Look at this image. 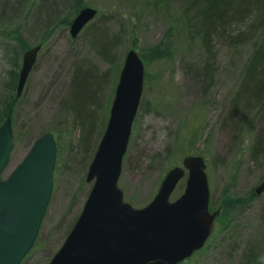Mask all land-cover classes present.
Segmentation results:
<instances>
[{
    "label": "rangeland",
    "instance_id": "rangeland-1",
    "mask_svg": "<svg viewBox=\"0 0 264 264\" xmlns=\"http://www.w3.org/2000/svg\"><path fill=\"white\" fill-rule=\"evenodd\" d=\"M83 7L97 10V15L73 39L69 25ZM35 11L27 22L17 21L11 27L17 29L21 23L23 29ZM193 14L183 0H73L51 25L45 41L47 27L26 41L30 46L42 42V48L14 103V148L2 177L21 163L42 134L54 135L58 151L52 196L35 245L22 264H47L79 215L91 187L85 181L87 168L130 49L144 60L147 80L118 180L124 200L136 208L145 206L170 168L180 165L186 155L201 156L215 227L205 246L182 264H264V191L255 195L264 182V155L253 161L250 154L263 119L254 106L239 119L229 118L233 95L260 30L236 46L215 41L206 52L188 25ZM247 24L238 25L233 33L246 30ZM98 43L107 45L104 54ZM159 50L165 60H156ZM208 65L211 79L206 77ZM78 69V80L88 75L86 88L95 96L92 104L78 103L72 81ZM16 73V67L0 57V77L11 82ZM184 186L185 177L171 200L180 196Z\"/></svg>",
    "mask_w": 264,
    "mask_h": 264
},
{
    "label": "water",
    "instance_id": "water-1",
    "mask_svg": "<svg viewBox=\"0 0 264 264\" xmlns=\"http://www.w3.org/2000/svg\"><path fill=\"white\" fill-rule=\"evenodd\" d=\"M96 14L82 8L70 24L75 38ZM40 46L23 54L17 96L22 92ZM144 65L134 50L125 56L109 119L88 167L91 190L72 229L48 264H177L200 249L213 229L208 211L205 163L188 156L170 169L154 199L135 209L123 202L117 183L143 88ZM13 148L11 119L0 128V264H19L33 246L53 187L56 146L41 136L19 166L4 180ZM187 170L183 194H170ZM264 183L256 189L260 194Z\"/></svg>",
    "mask_w": 264,
    "mask_h": 264
},
{
    "label": "trees",
    "instance_id": "trees-1",
    "mask_svg": "<svg viewBox=\"0 0 264 264\" xmlns=\"http://www.w3.org/2000/svg\"><path fill=\"white\" fill-rule=\"evenodd\" d=\"M32 1L30 4L31 0H0V57L7 65L11 64L17 69L16 78L11 82H7L0 77V127L5 118L12 116L13 113L16 100L15 89L21 64L20 51L30 47L26 41L32 38V35L42 33V31L44 33V29L47 27V31L43 34L44 37L42 39L45 41L52 32L51 25L56 22L57 17L67 9L69 3L73 0ZM178 1L181 2L182 0ZM183 1L192 14L197 10L192 15L193 20L188 25L192 34L198 39L206 52L211 51L215 41L222 40L230 46H236L244 43L252 31L260 30L259 35L255 37V39H258L255 42L253 54L243 68L240 85L233 95L231 113L229 115V118L233 120L234 116H239V119L240 115H243L251 106L257 107L259 110L263 124L260 131L255 135L250 148L253 161L258 160L264 155V32L261 33L264 26V0ZM36 6L38 7L36 8ZM24 8L26 12H24ZM33 9L36 10V13L26 27L22 29L21 23L17 25V29H13L15 26L11 27L17 21L21 22V20H24L23 22H27L28 18L31 17L30 14ZM248 22L249 25L247 24L246 30L233 33L238 25ZM21 29L22 31L24 30V34H22ZM98 47L99 51L104 54L107 45L105 43H98ZM163 53L161 50L156 52L155 58L157 61L165 60L166 57ZM205 72L207 73L206 77L211 79L212 71H209V65L205 68ZM78 73L79 69L75 71L72 77V81L75 80L78 103L80 105L86 102L92 104L95 96L86 88L90 87L88 75L82 81L77 79ZM146 80L147 77L145 76ZM7 87L9 88L7 93L9 96H5ZM86 121L89 120L87 119ZM81 124L83 125L84 123L82 122ZM90 129L92 128L86 130L85 134L88 142L91 135ZM189 134L192 136L191 133ZM233 203L243 205L245 201L235 200Z\"/></svg>",
    "mask_w": 264,
    "mask_h": 264
}]
</instances>
